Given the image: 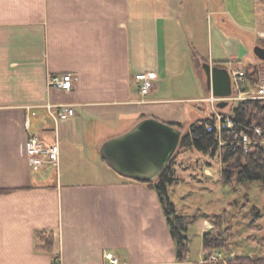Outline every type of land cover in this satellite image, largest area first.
Segmentation results:
<instances>
[{"label":"crops","instance_id":"obj_1","mask_svg":"<svg viewBox=\"0 0 264 264\" xmlns=\"http://www.w3.org/2000/svg\"><path fill=\"white\" fill-rule=\"evenodd\" d=\"M202 11V0H0V264H111L107 252L120 264H192L177 258L157 191L118 173L102 148L149 118L194 122L179 105L208 102L203 63L236 60L194 49ZM142 72L158 76L147 97ZM66 74L72 91L48 85ZM185 74L194 97L176 94ZM59 105L76 114L57 120ZM29 135L56 144L59 164L33 168ZM194 224L203 236L213 226ZM39 232L53 235L50 247Z\"/></svg>","mask_w":264,"mask_h":264},{"label":"rangeland","instance_id":"obj_2","mask_svg":"<svg viewBox=\"0 0 264 264\" xmlns=\"http://www.w3.org/2000/svg\"><path fill=\"white\" fill-rule=\"evenodd\" d=\"M202 2L203 11L199 19H195L198 20L199 29L195 38L190 40L194 49L201 53L200 57L210 60H230L234 57L235 61L227 63L230 70L241 68L246 73L257 71L258 82L248 87V91H256L259 86L264 85V61L258 59L254 53L257 45L264 47V0H209V7L207 0ZM204 73L203 71L202 75L205 78ZM185 78L177 79L175 84L179 87L176 86V94L182 97L196 96L198 90L197 85H192L194 79L192 78L190 84L191 75L185 74ZM186 81L188 84L185 87L183 84ZM171 84L173 86V83ZM199 93L206 94L203 87ZM240 101H229V105L223 109L209 101L202 104L182 103L179 106L186 108V111L181 121L190 124L199 118L215 116L218 126L221 120L219 117L231 115L232 109L238 106ZM181 128L186 129V126ZM201 155L203 154L193 149L181 152L177 161L180 182L169 187L170 198L180 212L223 216L228 239L225 249L219 251L226 254L229 261L238 256H263L264 185L258 181L222 183L218 177L221 175V158H210L207 155H203V158ZM208 161L209 164H205ZM206 167L213 172V176L204 174ZM211 223L213 224L212 221ZM188 235V260L192 264H200L204 260V250L199 225L191 224Z\"/></svg>","mask_w":264,"mask_h":264},{"label":"trees","instance_id":"obj_3","mask_svg":"<svg viewBox=\"0 0 264 264\" xmlns=\"http://www.w3.org/2000/svg\"><path fill=\"white\" fill-rule=\"evenodd\" d=\"M230 62L232 61H217L215 65L227 67V63ZM256 76L257 71L255 70L246 73L247 83L244 85V91H248L250 84L258 82ZM230 117L233 121V127L223 128L221 135L217 128L215 116L195 120L188 130L183 133L178 153L165 170L155 180L149 182L159 195L175 241L177 258L181 262L189 259V227L200 219H209L214 224L213 228L203 236V249L206 254L205 261L213 252L225 249L226 240L228 239L222 215H180L177 213L176 206L169 195V187L180 182L175 165H177L178 157L182 151L193 149L210 158L219 156L222 161L220 170V181L222 183L233 184L235 182L258 181L264 185V146L254 144L246 152L242 141V134H248L252 139L259 138L255 134L256 127L262 130V136L259 139L264 138V99L240 101L239 105L232 109ZM169 124L179 127L184 126L182 123L175 122ZM37 236L39 239H44V248L50 247L54 241L53 235L44 236L42 232H39ZM204 264L211 263L204 262ZM228 264H264V255L256 258L238 256L229 261Z\"/></svg>","mask_w":264,"mask_h":264},{"label":"water","instance_id":"obj_4","mask_svg":"<svg viewBox=\"0 0 264 264\" xmlns=\"http://www.w3.org/2000/svg\"><path fill=\"white\" fill-rule=\"evenodd\" d=\"M254 53L264 61V47L256 46ZM208 88L215 97L227 99L233 94L232 77L227 67L203 63ZM222 100L218 107L227 106ZM183 132L163 121L149 118L127 134L104 144L103 156L121 175L150 182L169 165L179 149Z\"/></svg>","mask_w":264,"mask_h":264},{"label":"built area","instance_id":"obj_5","mask_svg":"<svg viewBox=\"0 0 264 264\" xmlns=\"http://www.w3.org/2000/svg\"><path fill=\"white\" fill-rule=\"evenodd\" d=\"M232 77V85H233V94L231 97L227 99H222L220 97H215L213 94L211 98L208 99L212 104H218L222 100H227L228 102H233L237 100L244 99H264V85L258 87V89L254 92L244 91V85L247 82L246 72L243 69L232 68L230 70ZM135 79L140 84V93L143 97H147L151 94L153 89L155 88L156 80L158 79L157 74L153 72H142L135 76ZM74 80L71 74H66L63 76H52L48 80L49 86H54L64 91H72ZM52 108L53 106H49ZM57 120H66L76 114V110L73 106L59 105L58 109L55 111ZM231 115L221 116V120H219V125L217 126L218 131L221 135L223 128H232L233 121L231 120ZM27 126L29 127V122H27ZM256 136L259 138L262 136V130L259 127L255 128ZM242 141L245 147V151L251 148L254 144H261L264 146V138L252 139L248 134H242ZM26 153L28 156L29 164L35 168L39 169L41 167H45L47 164H59V149L56 144H47L45 143L39 136L37 135H29L26 141ZM105 258L111 264H120V260L114 254L107 252L105 254ZM207 263H215V264H228L229 259L222 251L213 252L209 258L205 261ZM55 264H61L57 262Z\"/></svg>","mask_w":264,"mask_h":264}]
</instances>
